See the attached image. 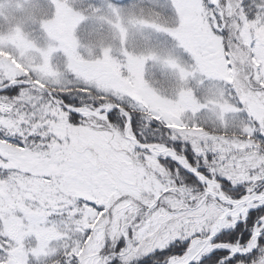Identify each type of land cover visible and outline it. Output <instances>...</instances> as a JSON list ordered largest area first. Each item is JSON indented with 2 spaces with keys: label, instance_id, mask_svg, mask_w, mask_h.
Instances as JSON below:
<instances>
[{
  "label": "snow or ice",
  "instance_id": "snow-or-ice-1",
  "mask_svg": "<svg viewBox=\"0 0 264 264\" xmlns=\"http://www.w3.org/2000/svg\"><path fill=\"white\" fill-rule=\"evenodd\" d=\"M0 264H264V0H0Z\"/></svg>",
  "mask_w": 264,
  "mask_h": 264
}]
</instances>
